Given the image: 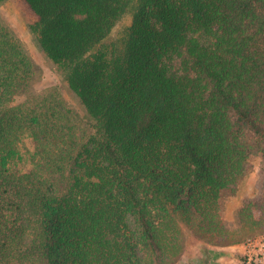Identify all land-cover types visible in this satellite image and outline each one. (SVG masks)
I'll list each match as a JSON object with an SVG mask.
<instances>
[{"label":"trees","instance_id":"16d2710c","mask_svg":"<svg viewBox=\"0 0 264 264\" xmlns=\"http://www.w3.org/2000/svg\"><path fill=\"white\" fill-rule=\"evenodd\" d=\"M23 1L89 123L27 91L35 64L0 18V264H175L185 227L264 231V192L234 227L220 210L264 160V0Z\"/></svg>","mask_w":264,"mask_h":264},{"label":"rangeland","instance_id":"374dc122","mask_svg":"<svg viewBox=\"0 0 264 264\" xmlns=\"http://www.w3.org/2000/svg\"><path fill=\"white\" fill-rule=\"evenodd\" d=\"M0 18L12 30L13 34L24 46L35 64L34 76L27 86L32 93L59 92L67 105L74 111L80 122L87 125L86 111L78 96L71 91L64 76L55 64L40 48L36 35L30 25L33 18L23 0H0ZM131 22V12H127L115 25L107 42L120 37ZM26 98L24 93L16 95L15 101L21 102ZM32 148V144L28 143ZM30 167L26 161L23 170ZM264 192V160L261 154L252 158L251 170L239 186L222 192L220 199L221 214L227 227L236 226V211L249 199L260 200ZM184 249L175 264H245L246 253L243 244L248 239H257L264 243V231L239 243L223 242L221 239L197 236L189 228L184 229ZM205 249L212 250L216 256L210 258ZM255 262L252 260L251 264Z\"/></svg>","mask_w":264,"mask_h":264},{"label":"built area","instance_id":"2783aa9c","mask_svg":"<svg viewBox=\"0 0 264 264\" xmlns=\"http://www.w3.org/2000/svg\"><path fill=\"white\" fill-rule=\"evenodd\" d=\"M243 246L247 256L245 264H251L252 260L255 262L254 264H264V243L251 238Z\"/></svg>","mask_w":264,"mask_h":264}]
</instances>
